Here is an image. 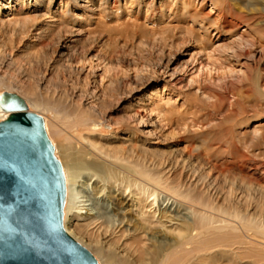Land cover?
Listing matches in <instances>:
<instances>
[{
	"label": "bare ground",
	"instance_id": "6f19581e",
	"mask_svg": "<svg viewBox=\"0 0 264 264\" xmlns=\"http://www.w3.org/2000/svg\"><path fill=\"white\" fill-rule=\"evenodd\" d=\"M56 1L15 0L17 8L12 11L21 15L25 7L31 6L36 13V22L28 26L15 21L14 30L22 33L36 30L37 40L45 47L63 33L81 38L97 34L101 31L97 27L100 24L106 25L112 19L121 21L122 8L129 5L136 10L137 16L134 21L125 22L124 28L154 26L166 20L170 23L177 21V30L168 27L159 34L168 33L169 37L189 35L202 46L199 50L205 53L207 61H211L216 51L214 55H209L206 50L208 44L212 45L213 36L219 38L224 33L235 35L237 30L240 31L241 23L249 28L239 35V46L233 42L218 49L215 62L199 60V72L208 65L221 67L231 61L241 64L240 49H245L249 57L254 56L264 32V21L261 20L264 17V0H247L245 6L243 0H60L55 10ZM207 2H211L216 9L214 17L204 14ZM260 3L263 7L258 8L256 5ZM47 17L51 22L45 24L43 21ZM103 20L107 23H103ZM134 22L136 24H131ZM8 24L10 26V21ZM81 38L76 41L79 42ZM37 51L29 53L26 60L28 70L37 68L42 72L43 91L39 89L42 86L38 88L41 90L38 93V89L31 87L15 90L11 80L6 77H0V86L20 95L29 108L43 116L51 140H56V155L62 162L66 178L64 226L70 235L84 244L83 237L87 233L83 232V225L87 223L90 227L100 223L98 230L102 234L96 238L88 235L85 242L88 246L84 244L92 248L99 258V264H264V160L260 157L264 153V123L252 133L243 131L258 119L259 110L263 109L264 112V75L261 72L253 74L248 65L245 70H239L241 80L251 81L255 86L257 99L252 104L248 103V107H238V112L230 108L234 125L226 129L223 138L226 148L219 141L218 144L210 141L203 153L188 152L186 159L181 156L166 160L163 157L149 162L144 155L133 152L139 144L146 146L150 143L136 129V119L130 118L113 125L116 122L104 113L114 90L105 84L99 85V89L94 87L93 100L86 109V95H77L68 86L69 80L63 72L66 64L59 60L47 67L48 51L46 48ZM66 59L65 62L72 60L68 56ZM41 64L46 67L43 71ZM216 84L219 90L220 85ZM211 89L214 92L213 87ZM247 89L251 91L249 87ZM216 96L214 98L218 104L222 96ZM232 96L235 97L234 94ZM207 99L205 107L210 106V101H215ZM212 106L215 109V105ZM8 114L0 108V121ZM210 119L212 121L213 117ZM139 120L137 124L143 123V117ZM237 127L240 131H236ZM117 141L121 143L119 148L111 146ZM82 176L85 180L81 186L92 189L95 185L99 186L101 192L108 190L118 203H125V206L119 207L113 201L111 216L93 213L94 209L87 208V200L81 199L76 189Z\"/></svg>",
	"mask_w": 264,
	"mask_h": 264
},
{
	"label": "rangeland",
	"instance_id": "374dc122",
	"mask_svg": "<svg viewBox=\"0 0 264 264\" xmlns=\"http://www.w3.org/2000/svg\"><path fill=\"white\" fill-rule=\"evenodd\" d=\"M246 1L247 0L242 1L244 2V6ZM14 2L15 0H1L0 2V24L4 22L3 25H0V77L9 78L15 90H20L24 87H31L36 90L40 86L42 87L39 89L42 90L44 88V85L41 83L42 72L37 68L33 71L28 70V62L26 59L29 53L31 54V52L33 53L37 50L39 51L46 48V51H48V58L45 65L49 67L50 64L59 60H61V63L66 64V66H64L66 70H63V72L69 80L68 86L71 87V92L74 91L77 95L83 93V96H88H85L84 100V107L86 109L93 100L92 92L95 91L94 87L105 84L114 90V94L110 97L111 99L109 98L107 101L104 113L112 119L113 122H116L113 125H119L124 120H131L130 118H132V120L133 118L134 120L136 119V122H134V124L136 123V129L139 134L143 138L148 139L150 143L146 144V146H144V144H139L133 149V152L140 156L144 155L149 162L163 157H165L166 160H170L169 158H179L181 156L186 159L188 152L192 151V153L196 154L201 151L203 153L207 147V143L210 141L216 144H218L217 141H219V143L223 144L227 131L226 129L234 125L231 109L235 108L234 112H238V109L240 110L238 107L241 105H246L248 107L249 104H252L257 99V93L254 94V92H256L254 89L255 86L251 81L241 80L239 77L241 72H239V70H245V66L248 65L251 66L250 71H253V74L259 71L264 75V32L261 36L262 41L258 44L259 48L257 47L255 50L257 53L254 51L256 55L250 56L252 59L244 52L245 49L242 48L240 49L242 52L241 64L231 61L229 64L225 63L226 67L225 64L221 66L222 68L208 65L200 72L198 71L199 60L201 61L202 59L204 63L215 62V55L218 56V49L223 48L224 45L229 46L233 42H239V35L244 32V30L249 29L243 23H241V27L239 28L240 31L237 30V34L235 35L231 36L230 34L224 33V35L219 38L218 36L212 37L213 43L212 45L208 44L207 46L209 48L206 50V53L209 55L216 51V54H213L214 56L212 55L214 59L211 61H207L206 55L204 56L205 53L199 50L202 46L195 42L189 35L184 36L179 34V36L177 35L176 37H169L167 36L168 33L159 34L160 31L166 30L168 27L174 28L175 30L179 25L177 21H172L170 23L166 20L164 23L155 24L154 26H129L128 28H124L126 27L124 24L125 22L134 21L137 16L136 10L134 8L131 9L129 5H126L124 9L122 8L123 12L121 16L123 18L121 17V21L112 19V21L109 20L107 23L103 20V23L106 22L107 24H100L101 26H97L98 29L101 30L97 32V34L93 33L81 38L75 37V34L63 33V35L57 36L54 42L52 41L49 43L51 46L47 45L44 47L42 46L43 43L41 44L35 36L37 33L36 30L33 29L31 32L26 33L14 30L16 27L15 21L19 20V23H26L28 26L36 22V18L34 17L36 13L33 12L34 9H31V6L25 7L24 11L20 12L21 15H19L15 11H12L13 8H17ZM59 2L60 0L56 1L55 10H57ZM256 6L261 8L263 4L260 3ZM204 7V14L215 16L216 9L212 6L211 2H207ZM144 16L145 14H143V18ZM27 18L29 20H27ZM143 18L140 22L143 21ZM44 19L43 22L45 24L51 22L50 17ZM261 20L264 21V17L261 18ZM9 21L10 26L8 24ZM135 22L131 24H136ZM68 27L70 28V26ZM195 28L196 30L198 29L197 27ZM79 38H81V40L79 42L76 41V39ZM207 42L211 43L209 41ZM236 43L235 45L239 46L240 43ZM64 53L65 55L67 53V55H63ZM67 56L72 59L70 61L72 64L69 61H64L67 60ZM43 64H41V71L46 68L42 66ZM237 73L238 76L236 75ZM215 74L217 75L215 76ZM221 75L226 77H224L225 80ZM208 77H211V79ZM219 77L220 79H218ZM238 77L237 83L236 79ZM216 83L220 86L227 84L228 86L232 85V87L230 88V86L228 87L226 85L227 87L225 86L222 88L219 86V91ZM222 83L224 85H222ZM210 84H212L214 92ZM215 84L217 85V91L216 88H214ZM243 85L246 86V88ZM248 87L251 91L247 89ZM99 88L100 87H98V89ZM198 88H200V90ZM205 88L209 89L205 90ZM39 89L37 93L41 91ZM237 89L239 91L236 92ZM204 90L205 92H203ZM4 91L9 90L6 89V87L0 86V93ZM9 92L13 93L14 91ZM212 94L213 96H211ZM232 94H234L235 97L232 96ZM243 94L247 95L244 96ZM214 95H218L219 97L222 96V98L220 97V101L218 100V104ZM218 96H216V98ZM204 97L206 99L208 98L207 100L209 101L215 100L210 101L212 105H215V109L213 108L214 106L208 102L207 104H210V106H204L206 104ZM248 97H250L251 100ZM201 102L203 104H201ZM220 102L223 104L222 107L224 108L221 107ZM229 103L233 105H230V107ZM218 106L220 109H218ZM227 109L229 111H225ZM30 110L34 111L31 108ZM259 111V117L257 116L258 119L256 118L255 121L251 122L250 127L243 129V131L245 130L252 133L256 127H260V125L264 123L263 109ZM215 114L217 116H215ZM207 116L210 118L213 117L212 121ZM140 117H143V123L137 124L140 121ZM194 117L199 118L195 120ZM205 117L207 119L202 120ZM193 120L195 121L192 123ZM204 121L206 122L203 123ZM207 121L209 123L211 122V124L207 123ZM195 123H197L198 126ZM137 125H139L138 128ZM235 129L236 131H240L238 127ZM52 141L56 146L55 138H53ZM111 146L119 148L118 146H121V143L117 141L112 143ZM223 148H226L225 145ZM126 149H131V147H127ZM263 156L264 153L260 155L262 160H264ZM194 162L196 163V161H193V163ZM83 176L78 183L80 184L79 187L77 186L76 189H78L81 199L87 200L85 203L88 204V207H86L94 209L93 213L96 212L97 214H104V216H111L113 213V201L119 204V207L125 206V203H118L114 195L108 192V190L101 192L99 186L95 187V185H93V190L84 187L85 185L81 186V183L85 180ZM99 225L100 223H95L88 227L89 225L85 223V225H83V232L87 233V236L89 235L90 237L93 236V238H96V236L98 237L99 234H102V232L98 230ZM87 236L83 237L85 240H83L84 244H86V239H88ZM88 249L99 262V258L93 252L92 248Z\"/></svg>",
	"mask_w": 264,
	"mask_h": 264
},
{
	"label": "water",
	"instance_id": "95a60500",
	"mask_svg": "<svg viewBox=\"0 0 264 264\" xmlns=\"http://www.w3.org/2000/svg\"><path fill=\"white\" fill-rule=\"evenodd\" d=\"M0 108V264H99L64 226L66 178L43 116L9 91Z\"/></svg>",
	"mask_w": 264,
	"mask_h": 264
}]
</instances>
